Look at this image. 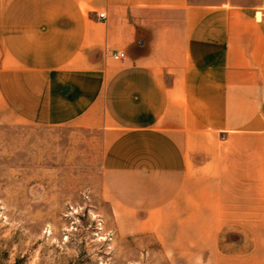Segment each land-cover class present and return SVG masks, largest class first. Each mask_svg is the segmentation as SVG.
<instances>
[{"label": "crops", "instance_id": "obj_1", "mask_svg": "<svg viewBox=\"0 0 264 264\" xmlns=\"http://www.w3.org/2000/svg\"><path fill=\"white\" fill-rule=\"evenodd\" d=\"M14 121L99 130L113 216L171 264H263L264 0H0Z\"/></svg>", "mask_w": 264, "mask_h": 264}, {"label": "rangeland", "instance_id": "obj_2", "mask_svg": "<svg viewBox=\"0 0 264 264\" xmlns=\"http://www.w3.org/2000/svg\"><path fill=\"white\" fill-rule=\"evenodd\" d=\"M101 148L97 129L0 122V264H171L152 232L116 221Z\"/></svg>", "mask_w": 264, "mask_h": 264}, {"label": "built area", "instance_id": "obj_3", "mask_svg": "<svg viewBox=\"0 0 264 264\" xmlns=\"http://www.w3.org/2000/svg\"><path fill=\"white\" fill-rule=\"evenodd\" d=\"M97 14H98V16H103V12H98ZM112 55L114 57H123L125 55V53L123 51H117V52H113Z\"/></svg>", "mask_w": 264, "mask_h": 264}]
</instances>
